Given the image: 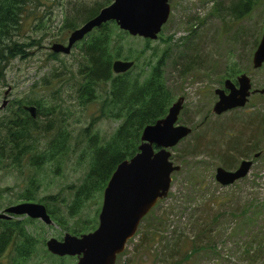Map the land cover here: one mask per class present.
<instances>
[{"label":"rangeland","instance_id":"1","mask_svg":"<svg viewBox=\"0 0 264 264\" xmlns=\"http://www.w3.org/2000/svg\"><path fill=\"white\" fill-rule=\"evenodd\" d=\"M74 1L82 2L87 8L104 0H45V4L35 11L45 7L50 11L47 25L59 27L69 5ZM217 1L169 0L171 12L159 34L163 40L157 38L151 42V45L157 47V56L153 61L165 51L164 77L174 100L184 98L178 123L192 127L202 117L207 115L208 119L206 124L195 131V136L191 134L171 148L172 160L181 164L182 168L171 175L167 196L158 200L141 221L136 234L127 241L115 264H166L181 258L186 249L190 248L192 240H196L200 248L204 243L209 244V248H202L191 257L182 258L181 264H264L263 253L254 258L245 254L249 239L259 232L256 229L264 231V216L259 225L251 224V232L245 230V225L239 226L244 217L234 216L249 202H264V101L246 113L239 112L222 118L211 116L210 110L214 101L211 71L227 61L238 62L244 72L253 76L255 85H260L264 79V65L259 69H254L251 65L256 43L264 30V0H256L251 11L240 20L224 12L221 15L212 13ZM220 1L227 5L231 0ZM34 22L36 21L31 16L24 21L22 38L27 41L30 38H41L37 45L29 48V54L25 58L13 59L2 68L4 74L0 76V128H5L6 119L17 106L15 100H42L45 109L54 106L57 102L55 99L60 97L63 100L64 123L73 134L69 144L74 151L62 162L59 174L52 172L51 164H44L37 172L42 182L38 196L60 194L70 199L72 189L69 186L80 182L89 160L84 152V138L79 133L83 127L90 126L92 119L98 118L100 99L81 107L75 103L71 83L62 84L60 90H57L60 83L57 79H53L49 86L40 84L41 78L49 74L53 67L61 69L57 60L48 58V52L53 43H65L69 32L63 41L50 40L43 35V30L32 26ZM56 30L52 27L51 32ZM170 36L172 39L167 41ZM142 39L128 34L126 41L129 46L141 49L145 45ZM151 52L152 50H148L146 56L149 57ZM72 53H78L76 46ZM125 53L122 52L121 56L126 55ZM59 58L64 60L68 68L76 65L72 54L60 55ZM255 102L253 99L249 104ZM247 106L249 105L245 108ZM208 111L210 113L206 114ZM119 123L120 120L100 118L92 125V130L107 138ZM195 143L201 147L203 154L195 158L185 157L184 151ZM248 143L262 149L259 151L260 157L253 158L257 151H252L250 158L254 163L248 174L231 185L221 186L215 181V168L224 167L222 161L229 159L235 160L237 168L239 162L245 159L242 152L249 149ZM183 159L188 160L185 167L180 163ZM32 172L24 169L20 174L18 171L0 169V208L20 202L17 199L20 197L19 192ZM101 203L102 191L95 193L82 207L79 216L88 218L86 230L91 231L96 227L93 218ZM72 222L74 220L70 224ZM41 224L44 225L43 228ZM28 225L30 231L38 234L37 253L20 264H52L51 260L58 261L55 255L46 257L43 254L42 248L45 246H42V241L45 243L50 237L60 239L69 231L55 222L46 225L35 220ZM201 229L203 231L199 233ZM146 232L148 234L144 236ZM211 242L215 244L213 250ZM6 258V261L4 257L0 258V264H15L11 254H7Z\"/></svg>","mask_w":264,"mask_h":264},{"label":"trees","instance_id":"2","mask_svg":"<svg viewBox=\"0 0 264 264\" xmlns=\"http://www.w3.org/2000/svg\"><path fill=\"white\" fill-rule=\"evenodd\" d=\"M109 3L110 0H104L85 8L82 2L74 1L69 5L64 21L57 27V25H47L46 21L50 11L45 7L35 11L40 5L45 4V0H0V70L13 59L25 58L29 54V48L37 45L41 39L30 38V41H27L22 38L24 36L22 32L24 21L30 16L36 21L32 26L43 30V35L47 39L63 41L68 32L96 15L102 7ZM255 3L256 0H231L226 5L218 0L211 12L219 15L226 13L236 20H240L251 11ZM83 11L85 12L83 13ZM197 20L199 21V19ZM52 27L57 29L53 33L51 32ZM191 30L195 31L193 28ZM127 37V32L120 30L114 21L102 24L75 44L78 53H70L75 56L76 64L71 68H68L64 60L59 58L63 54L48 52V58L57 60L61 69L53 67L49 74H45L40 80L42 86L51 85L53 79L60 82L57 90H60L64 83H71L74 89L75 103L81 107L100 99L98 118L92 119L90 126L83 127L79 133V136L84 138V152L88 155L89 160L80 182L69 186L72 189L70 199L60 194L38 196L42 182L37 172L44 164H51L53 165L52 172L56 175L59 174L62 162L71 151H74V148L69 144L73 134L68 130V125L64 123L65 109L60 97L55 99L57 102L54 106L51 105L47 109L44 108L42 100H15L17 109L15 107L6 119L7 139L4 145V140L0 136V169L14 170L20 174L24 169L33 171L17 199L43 203L53 221L62 229L75 235L89 232L85 229L88 218L79 216L85 202L95 193L103 192L117 164L137 152L141 142L142 129L164 117L174 100V95L164 77L165 51L153 61V58L157 56V47L151 45L152 40L142 39L144 47L136 49L129 46L126 41ZM186 38L188 36L184 39ZM158 39L163 40L161 35L158 36ZM171 39L172 36L166 40L170 41ZM148 50H152L149 57L146 56ZM124 51L126 55L121 56ZM115 59L132 60L134 66L123 73H114L112 63ZM226 65L227 70L233 75L244 71L236 61L229 60ZM66 72L69 75H66ZM31 104L36 106V117H32L24 109L25 105ZM100 118L120 120V123L107 138L99 135L98 131L92 130V125ZM207 119L206 115L198 123L193 124L192 136H195V131L198 128L206 124ZM238 144L236 143V145ZM248 147V150L242 152L245 155L243 157L249 158L252 151L256 150L258 153L256 158H258L260 155L258 151H262V149L253 143H248ZM184 152L187 158H195L203 154L201 147L196 143ZM255 154L256 152L253 156ZM180 163L185 167L188 160H180ZM234 163L235 160L230 159L222 161L224 168L231 170L235 168ZM99 210V208L96 209L93 218L96 225V216H98ZM234 216L235 218L244 217V221L239 226L245 225V230L251 232V224L259 225L260 219L264 216V202H249ZM35 220L23 217L21 221H0V230L4 226L9 229L15 228V224L21 227L23 238L14 247L20 262L26 261L37 253L39 238L37 242L33 240L32 233L28 232L26 228ZM72 220L74 222L70 224ZM5 223L6 225H4ZM43 226L41 224V228ZM256 230L259 232L249 239L245 250V254L250 258H254L260 253L264 254V231L263 229ZM202 231L203 229L199 233ZM147 234L148 232L144 233V236ZM4 237L1 235L0 240ZM184 245L186 246L185 241ZM42 246H45L44 241H42ZM205 247L209 248V244L204 243L202 248ZM214 247V242H211V250ZM202 248L196 240H192L190 248L186 249L181 258L166 264H181L182 258H189ZM45 249L43 247L42 252L46 257L53 256ZM56 257L59 260H51L52 264H74L76 261L72 256Z\"/></svg>","mask_w":264,"mask_h":264},{"label":"water","instance_id":"3","mask_svg":"<svg viewBox=\"0 0 264 264\" xmlns=\"http://www.w3.org/2000/svg\"><path fill=\"white\" fill-rule=\"evenodd\" d=\"M170 12L169 0H110L96 15L72 30L66 44L55 42L50 50L69 54L77 42L109 21H114L120 30L131 36L155 40ZM251 62L255 69L264 63V31ZM133 63L132 60L115 59L112 70L114 73H123ZM229 83L226 80L225 87ZM250 87L249 76L240 74L238 86L231 87L229 93L215 89L218 99L212 112L218 115L232 108L244 107L251 94ZM258 92L264 93V87ZM183 102V97L174 100L164 117L146 125L142 129L137 152L117 164L103 189L96 228L80 235L65 232L61 239L48 238L45 248L49 253L59 257H76L75 264H115L127 241L136 234L141 220L159 199L167 196L172 173L180 170V165L175 164L170 157L171 148L192 133L190 126L178 123ZM25 110L36 117L35 106H25ZM252 165V160L244 159L235 170L219 166L215 168L214 178L221 186L231 185L244 178ZM10 214L39 219L46 225L54 224L46 206L39 202L21 201L9 205L0 217L10 218Z\"/></svg>","mask_w":264,"mask_h":264},{"label":"flooded vegetation","instance_id":"4","mask_svg":"<svg viewBox=\"0 0 264 264\" xmlns=\"http://www.w3.org/2000/svg\"><path fill=\"white\" fill-rule=\"evenodd\" d=\"M261 35H262V33H261ZM263 65H264V63L262 64V66L260 68H262ZM257 69H259V68H257ZM242 73H245L250 78V83H251L250 92H251V94L248 97V101L245 104V106L246 105H249V106H247L246 108H245V106L244 107L232 108V109H229V110H227V111H225V112H223L221 114H218V115L211 112V116H213L215 118H222L224 116H229V115H232V114H238L239 112L246 113L248 110L253 109L257 104H262L263 103V101H264V93H260V92H258V90H260L261 88L264 87V79L261 81L260 85H255V83L253 82V80H254L253 76L250 75V73L247 74L246 72L243 71V72H241L239 74L233 75L230 71L227 70V65L224 64V65H222V66H220V67H218V68H216V69L211 71V79L213 81L212 84L214 85V88L212 90L214 101L212 102L210 110H212L214 102H216V100L218 99V96L215 93V88L223 90L224 93H229V91H230L229 89L231 87L233 88V87H237L238 86V76L240 74H242ZM3 74H4V70H2V68H1L0 76H3ZM226 80L230 81V83L228 84V87H225V81ZM217 85H218V87H216ZM253 99H255L256 102L252 103L250 105L249 103ZM4 100H2V101H4ZM2 101H1V103H2ZM16 105H17V103L15 104V106ZM4 107H7V105H5ZM16 109H17V106H16ZM208 113H210V111H208ZM6 132H7V127L6 126H5L4 129L0 128V136L4 140L3 141V145L5 144L6 139H7L6 138V135H7ZM245 159L249 160V159H252V158L249 157V158H245ZM242 160H244V159H242ZM235 168H233V169H235ZM8 206L9 205H7V206H5L3 208H0V214H3L5 208H7ZM10 215H11L10 218H2V217H0V221H14V220H20L21 221L22 218H23L21 216H16V215H12V214H10ZM4 225H6V223ZM29 226L30 225H27L26 228H27L28 232L32 233V239L37 242L38 234H37L36 231H30L29 228H28ZM20 228L21 227L18 224H15V228L11 227L9 229L7 226H4L0 230V238H1V235L5 236L4 238H2L0 240V258L4 257L5 261H6L7 254H11L15 264H20V260L18 258V255L15 253V250H14V247H16L20 243V240L23 238V235H22V232H21ZM94 229H92V230H94ZM6 234L8 235L7 237H6ZM74 258H75V260L77 259L76 257H74ZM75 263H76V261H75ZM4 264H7V263H4Z\"/></svg>","mask_w":264,"mask_h":264}]
</instances>
